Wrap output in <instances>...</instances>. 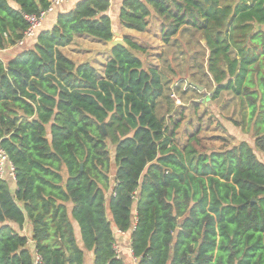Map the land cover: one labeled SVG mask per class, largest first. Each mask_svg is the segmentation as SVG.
<instances>
[{
    "label": "trees",
    "instance_id": "obj_1",
    "mask_svg": "<svg viewBox=\"0 0 264 264\" xmlns=\"http://www.w3.org/2000/svg\"><path fill=\"white\" fill-rule=\"evenodd\" d=\"M48 1L0 0V50L23 39L22 14L39 15ZM108 7L79 0L32 48L0 59V143L16 173V190L0 179V264H33L26 222L44 264H82L72 221L93 264H123L113 228L130 234L137 264H264V163L255 152L264 157V0L123 1L127 29L145 31L153 11L164 44L183 27L200 34L205 66L190 88L207 79L209 98L239 99L255 150L240 141L209 153L175 144L179 122L169 129L157 115L165 84L145 68L140 45L123 39L129 49L112 48L101 72L59 50L74 35L110 41Z\"/></svg>",
    "mask_w": 264,
    "mask_h": 264
},
{
    "label": "rangeland",
    "instance_id": "obj_2",
    "mask_svg": "<svg viewBox=\"0 0 264 264\" xmlns=\"http://www.w3.org/2000/svg\"><path fill=\"white\" fill-rule=\"evenodd\" d=\"M174 39L169 44H164L158 28H155L147 42H140L145 46L146 52H139L138 55L142 57L145 68L159 64L156 68L165 84L166 97L159 102L157 115L165 119L169 129L173 123L179 122V127L175 130V144L182 149L191 140V145L198 151L209 153L246 141L254 149L253 130L243 124L247 118H241L238 98L226 91L220 92L215 99L209 98L214 85H209L207 79L203 80L205 88L201 91L184 90L186 79L197 82L198 76L203 75V68L199 70L197 66H205L207 51L200 34L182 30L177 39ZM80 43L82 42H78L79 46ZM95 43L86 44L107 53L105 43L101 46ZM95 53L92 57H96ZM159 53L162 58L157 57ZM103 63L104 59L96 58L95 67L99 72ZM170 92L175 95L174 99L169 97ZM109 151L112 155L113 146L110 144ZM255 152L257 158L264 163L263 155L256 150Z\"/></svg>",
    "mask_w": 264,
    "mask_h": 264
},
{
    "label": "crops",
    "instance_id": "obj_3",
    "mask_svg": "<svg viewBox=\"0 0 264 264\" xmlns=\"http://www.w3.org/2000/svg\"><path fill=\"white\" fill-rule=\"evenodd\" d=\"M78 1L79 0H69L68 2L54 8L53 11L47 13L42 18V20L40 22V27L37 31L36 36L31 40H26L22 46L6 47L0 54L1 61L3 63H8L11 59H13L24 48H32L36 42V37H37L38 33L41 31L50 30L55 25V21H56L57 16L59 14H63V13H67V12L71 11L75 7V5ZM123 1L124 0H110V2H109L107 15L109 16V18L111 20L113 37L122 38V39L128 38L131 41L135 42L136 44L140 45L144 49V53H145L146 52L145 46H142V44L140 42H142V41L147 42L148 41L147 38H149L153 34V31L155 30V28H158V34H160V37H161L160 20L158 19L156 14L153 11H151L150 17L147 20L148 25H147L145 31L138 32L135 30H130V29L125 28L120 23V11L122 9ZM258 28H261L264 30V25L258 26ZM182 30H191V29L187 28V27L181 28L180 31L178 32V34L176 35L177 37L180 35V32ZM176 36L174 37L175 38L174 40L177 39ZM79 41L82 42V43H80V46L78 45ZM86 43L87 44L88 43H95V44H99L100 46H101V44H104L100 41L94 40V39L87 37V36H84V35H74L71 44H69L68 46L59 48V50L67 58H69L71 61H73L74 63H76V64L89 63L97 71H99V70L95 67L96 58L97 59L98 58L104 59V63L102 64V68L100 69V72H101L104 68V65L108 61L110 54L109 53H103L100 49L91 48V47H89L90 45L87 46ZM93 53H95L96 57H92ZM85 56H87V58ZM157 57L162 58L161 53H159ZM140 58L142 60V57H140ZM157 65H159V64H154V65L148 66L147 68H155L157 70V68H156ZM193 83L194 82H191L189 79H186L185 85H184V87L186 89L184 88V90L191 89L190 85H192ZM170 90H172V86L170 87ZM170 94H171V92H170ZM10 184L12 185L14 190H16V184L11 183V182H10ZM68 208L71 209V205H68ZM72 225H73V230H74L76 242H77L79 248L83 252L82 264H93L94 257H93L92 251H88L83 247L78 226L73 221H72ZM20 233L27 238L28 248L30 249V251H33L34 250V243L31 240V225L29 222H26L24 224ZM113 235H114V245H116L118 248L119 255L123 261V264H129L130 258L128 256L127 250L130 246V234L125 233L123 235L120 233V231L113 228Z\"/></svg>",
    "mask_w": 264,
    "mask_h": 264
},
{
    "label": "built area",
    "instance_id": "obj_4",
    "mask_svg": "<svg viewBox=\"0 0 264 264\" xmlns=\"http://www.w3.org/2000/svg\"><path fill=\"white\" fill-rule=\"evenodd\" d=\"M69 0H49V5L46 10L41 11L39 15H27V14H22L24 20L27 22V29L23 32V39L18 41L16 45L14 46H22L26 40H31L33 39L37 31L40 27V22L42 18L49 12L53 11L54 8H56L59 5H62ZM101 1H107L110 2V0H101ZM4 50V49H3ZM3 50H0V54ZM171 98H175V95L171 92L170 94ZM0 179L2 180H7L11 183H16V173H15V167L9 160L6 152L4 149L1 147L0 143ZM134 229V225L132 226V230ZM121 234H125L124 232H120ZM28 243V242H27ZM113 250L115 253L116 259H121L119 255V251L116 245L113 244ZM128 256L130 258V263L129 264H137L136 259L133 256L132 249L129 246L127 250ZM32 263L33 264H44L41 256L36 253L35 249L32 251Z\"/></svg>",
    "mask_w": 264,
    "mask_h": 264
},
{
    "label": "water",
    "instance_id": "obj_5",
    "mask_svg": "<svg viewBox=\"0 0 264 264\" xmlns=\"http://www.w3.org/2000/svg\"><path fill=\"white\" fill-rule=\"evenodd\" d=\"M106 51L107 53H109L111 51L112 48L116 47V46H122L126 49H129V46L126 44V42L122 39V38H117V37H113L110 41L106 42ZM194 86V84H192ZM196 87L198 88V90H203V87L196 85ZM103 128V125H101ZM80 171H82V167L80 166ZM254 202V200H253Z\"/></svg>",
    "mask_w": 264,
    "mask_h": 264
}]
</instances>
